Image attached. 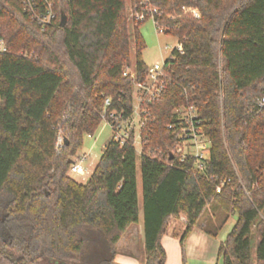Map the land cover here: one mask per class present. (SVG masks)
Listing matches in <instances>:
<instances>
[{"label": "trees", "instance_id": "trees-1", "mask_svg": "<svg viewBox=\"0 0 264 264\" xmlns=\"http://www.w3.org/2000/svg\"><path fill=\"white\" fill-rule=\"evenodd\" d=\"M50 1L57 19L42 29L20 0H0V264H115L140 221L138 158L145 264L167 263L162 241L181 215L185 260V241L211 207L222 214L219 225L207 221L212 237L238 216L219 246L223 264H264V0H131L133 35L125 0ZM148 8L183 54L174 51L163 93L142 105L143 154L112 139L82 184L70 168L106 101L124 119L133 114L132 43L136 81H147L139 28ZM191 105L209 155L181 163L169 126ZM60 134L69 145L58 149Z\"/></svg>", "mask_w": 264, "mask_h": 264}, {"label": "rangeland", "instance_id": "rangeland-1", "mask_svg": "<svg viewBox=\"0 0 264 264\" xmlns=\"http://www.w3.org/2000/svg\"><path fill=\"white\" fill-rule=\"evenodd\" d=\"M126 1V10L128 16L129 29L131 34L134 32L133 24V7L131 0ZM139 32L145 43V49L142 52V59L148 67H153L155 64H163L165 61L172 58L173 53L178 48V40L167 34L158 33L157 27L153 19H147L139 28ZM133 52L131 59V66L129 69L130 73H135L137 59L134 53V43ZM139 119L135 116L136 124V135L139 134ZM113 138V130L110 125L106 122H102L100 128L93 136L85 135L83 139V145L78 152V156L74 158V162L81 161L82 166L89 172V175L85 177L81 176H69L77 180L82 184H86L93 174V171L99 162L103 151L107 144ZM137 151L140 150V143L136 145ZM138 190L140 199V221L139 223L132 226L131 230L128 232L125 240L118 245L119 257L130 259L128 264H145V248H144V212H143V201H142V182H141V172H140V159L138 158ZM211 216L216 217V224L219 225V218L222 214L220 211H215L213 208H209L202 216L199 225L194 229L191 237L186 239L185 244V260L182 264H223V258L219 256L218 249L222 242L227 240L229 233L235 226L238 216H232L228 222L225 224L223 229L220 231L217 237H212L205 233L207 221ZM188 220L185 216L181 215L178 218L173 219L169 226V234L177 233L180 234L179 244L181 238L186 232ZM258 242L257 230L254 229V239L253 247L254 251ZM180 249V248H179ZM182 247L180 249L181 254ZM171 263L176 264V259L172 251H170ZM183 257V253H182ZM118 260V259H117ZM115 264H122L121 262H115ZM253 264H257L255 257L253 259Z\"/></svg>", "mask_w": 264, "mask_h": 264}, {"label": "built area", "instance_id": "built-area-1", "mask_svg": "<svg viewBox=\"0 0 264 264\" xmlns=\"http://www.w3.org/2000/svg\"><path fill=\"white\" fill-rule=\"evenodd\" d=\"M22 10L30 20L42 29H46L52 26L57 19L53 6L50 0H20ZM196 18L199 17V13L196 10H190ZM156 11L148 8L146 12L141 16L145 19H153L158 33L165 34L164 28H162L155 20ZM177 50L183 54V47L178 45ZM7 52L3 41L0 39V53ZM165 63L161 65L155 64L153 67H149L148 78L146 82L136 81L135 73H127L134 79V110L131 117L124 119L123 116L116 111H110L112 106V100L108 99L103 108L102 122H106L113 130V138L117 143L125 145L130 141H133V145L136 152L141 156L144 152L142 131L145 128L146 120L144 115L147 114L143 110L142 105L150 103L158 98L164 91L166 81L169 80L168 75L165 72ZM259 109L264 108V99L259 102ZM177 123L169 126V129L177 135V141L175 142L171 155L181 163L187 161L189 158H195L199 161H205L209 155V143L204 135L202 121L200 115L195 106L180 107L176 110ZM135 116L139 119L140 132L136 135ZM65 138L60 134L57 141V148L61 149L64 146ZM140 143V150L137 151L136 145ZM70 175L85 177L89 175V172L82 166L81 161H76L70 168ZM221 192V187L217 190Z\"/></svg>", "mask_w": 264, "mask_h": 264}, {"label": "crops", "instance_id": "crops-1", "mask_svg": "<svg viewBox=\"0 0 264 264\" xmlns=\"http://www.w3.org/2000/svg\"><path fill=\"white\" fill-rule=\"evenodd\" d=\"M131 228H132V226L127 231V233L125 234V236H124V238L122 239L121 242H123L125 240L128 232L131 230ZM169 228H170V226L168 227L167 233H166V235H165V237L163 238V241H162L163 247H164V249L166 250V253H167V263L166 264H172L171 263L170 251H172V253L174 255V259H176L175 260L176 261V264H182V263H184V260H183V257H182V250H181V254H180V249H181V244H179L180 234H178L177 231H176V233L170 235L169 234ZM193 231L189 234L190 235L189 238L191 237ZM143 236H144V229H143ZM186 243L187 242L185 241V244ZM184 247H185V245H184ZM218 251H219V249H218ZM117 261L118 262H121L122 264H128V263H130L131 260L130 259L123 258V257H119V252H118V255H117V258H116V262Z\"/></svg>", "mask_w": 264, "mask_h": 264}, {"label": "water", "instance_id": "water-1", "mask_svg": "<svg viewBox=\"0 0 264 264\" xmlns=\"http://www.w3.org/2000/svg\"><path fill=\"white\" fill-rule=\"evenodd\" d=\"M66 25V17L63 15L62 16V26L64 27ZM65 144L68 146L69 145V140L66 138L65 139Z\"/></svg>", "mask_w": 264, "mask_h": 264}]
</instances>
